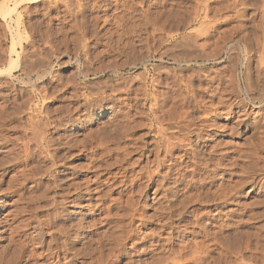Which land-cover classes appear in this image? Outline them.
<instances>
[{
	"label": "rangeland",
	"instance_id": "obj_1",
	"mask_svg": "<svg viewBox=\"0 0 264 264\" xmlns=\"http://www.w3.org/2000/svg\"><path fill=\"white\" fill-rule=\"evenodd\" d=\"M263 40L264 0H0V264H264Z\"/></svg>",
	"mask_w": 264,
	"mask_h": 264
},
{
	"label": "bare ground",
	"instance_id": "obj_2",
	"mask_svg": "<svg viewBox=\"0 0 264 264\" xmlns=\"http://www.w3.org/2000/svg\"><path fill=\"white\" fill-rule=\"evenodd\" d=\"M21 1V0H20ZM66 1V0H65ZM72 1V0H71ZM25 2V1H24ZM27 2V1H26ZM13 3V2H12ZM79 3H80V1H79ZM48 4V3H47ZM74 4V3H73ZM77 4V3H76ZM14 5V4H13ZM17 5H18V2H17ZM81 5H82V3H81ZM65 6V5H64ZM63 8V7H62ZM14 9V8H13ZM14 11V10H13ZM57 11V10H56ZM82 12V11H81ZM63 13V12H62ZM18 14V13H17ZM17 16V15H16ZM19 16V15H18ZM71 18V17H70ZM16 19V18H15ZM191 21V20H190ZM14 22V21H13ZM184 24V23H183ZM8 29V28H7ZM263 30V29H262ZM3 31V30H2ZM260 31V30H259ZM167 34V33H166ZM167 37V36H166ZM225 38V37H224ZM162 39V38H161ZM184 39H185V37H184ZM183 39V40H184ZM17 40H19V39H17ZM256 40V39H255ZM261 40V39H260ZM264 41V40H263ZM162 42V41H161ZM179 42V41H178ZM186 42V41H185ZM189 42V41H188ZM31 43V42H30ZM182 43V42H181ZM184 43V42H183ZM193 43V42H192ZM220 43V42H219ZM255 43V42H254ZM158 44H160L159 42H158ZM217 44V43H216ZM258 44H261V43H258ZM252 45V44H251ZM264 45V44H263ZM157 46V45H156ZM187 46V45H186ZM191 46V45H190ZM205 46V45H204ZM214 46H216V45H214ZM246 46V45H245ZM159 47V46H158ZM184 48V47H183ZM186 48V47H185ZM199 49H200V47H198ZM202 48V47H201ZM215 48V47H214ZM251 48V47H250ZM166 49V48H165ZM168 49V48H167ZM166 49V50H167ZM171 49V48H170ZM246 49H248V48H246ZM196 50V49H195ZM42 51V50H41ZM216 51H218L217 49H216ZM253 51V50H252ZM15 52V51H14ZM162 53V52H161ZM164 53H165V51H164ZM203 53V52H202ZM16 54V53H15ZM44 54V53H43ZM163 54V53H162ZM204 55V54H203ZM213 55H214V53H213ZM160 56V58H159V60H163V57H162V55H159ZM159 56H157V57H159ZM180 56V55H179ZM171 57V56H170ZM213 57V56H212ZM214 57H215V55H214ZM257 57H259V56H257ZM37 58V57H36ZM40 58V57H39ZM39 58H37V59H39ZM246 58V57H245ZM133 59V58H132ZM173 59V58H172ZM176 59H178V57L176 58ZM200 59V58H199ZM209 59V58H208ZM230 59V58H229ZM131 60V59H130ZM158 60V59H157ZM256 60V59H255ZM8 61H10V60H8ZM12 61V60H11ZM175 61V60H174ZM249 61V60H248ZM5 62V61H4ZM177 62V61H176ZM44 63V62H43ZM131 63V62H130ZM134 63V62H133ZM179 63V62H178ZM185 63H188V61H186ZM264 63V62H263ZM233 64V63H232ZM243 64V63H242ZM255 64H256V62H255ZM254 64V65H255ZM39 65V64H38ZM145 65V64H144ZM258 65V64H257ZM263 65V64H262ZM87 66V65H86ZM236 66V65H235ZM83 67V66H82ZM255 67V66H254ZM260 67V66H259ZM7 68V67H6ZM34 68V67H33ZM88 68V67H87ZM144 68V67H143ZM198 68V67H197ZM235 68V67H234ZM241 68H244V69H246V67L244 66V65H241ZM250 68V67H249ZM256 68V67H255ZM26 69V68H25ZM24 69V70H25ZM30 69V68H29ZM85 69V68H84ZM169 69V68H168ZM31 70V69H30ZM29 70V71H30ZM33 70V69H32ZM158 70V69H157ZM183 70V69H182ZM227 70V69H226ZM232 70V69H231ZM263 70V69H262ZM192 71V70H191ZM201 71V70H200ZM229 71V70H228ZM233 71H235V70H233ZM46 72V71H45ZM198 72V71H197ZM246 72V71H245ZM1 73V72H0ZM29 73V72H28ZM49 73V72H48ZM47 73V74H48ZM191 73V72H190ZM242 73V72H241ZM36 74V73H35ZM40 74H41V72H40ZM179 74V73H178ZM262 74H264V73H262ZM260 75V74H259ZM42 76V75H41ZM41 76H40V78L39 79H41ZM176 76V75H175ZM188 76V75H187ZM199 76V75H198ZM223 76V75H222ZM230 76V75H229ZM244 76V75H243ZM44 77V76H43ZM151 77V76H150ZM172 77V76H171ZM242 77V76H241ZM241 77H240V73H238V74H236V78H234L233 80H234V82H235V84H236V86L238 87V89H242L244 86H242V82H244V84L246 85L245 86V91H246V94L248 93L247 92V90L249 89V82H250V80L248 81L247 79L248 78H245V76L243 77L244 78V80H242L241 81ZM247 77V76H246ZM181 78V77H180ZM184 78V77H183ZM187 78V77H186ZM86 79V78H85ZM141 79V78H140ZM255 79V78H254ZM40 81V80H39ZM144 81V80H143ZM181 81V80H180ZM151 82V81H150ZM155 82H157V81H155ZM50 83V82H49ZM106 83V82H105ZM114 83H117V82H114ZM84 85V84H83ZM92 85V84H91ZM13 86V85H12ZM178 86V85H177ZM223 86V85H222ZM1 87V86H0ZM84 87V86H83ZM104 87V86H103ZM122 87V86H121ZM214 87V86H213ZM53 88V87H52ZM93 88V87H92ZM191 88V87H190ZM248 88V89H247ZM33 89V88H32ZM44 89V88H43ZM97 89V88H96ZM118 89V88H117ZM179 89V88H178ZM192 89V88H191ZM190 89V90H191ZM237 89V90H238ZM38 90V89H37ZM81 90V89H80ZM93 90V89H92ZM103 90V89H102ZM221 90V89H220ZM44 91V90H43ZM95 91V90H94ZM109 92V91H108ZM16 93V92H15ZM165 93V92H164ZM177 93V92H176ZM192 93V92H191ZM197 93V92H196ZM222 93H225V92H223L222 91ZM263 93V92H262ZM91 94V93H90ZM95 94H97V93H95ZM106 94V93H105ZM149 94V93H148ZM259 94V93H258ZM92 95V94H91ZM99 95V94H98ZM193 95V94H192ZM213 95V94H212ZM243 95V94H242ZM257 95V94H256ZM93 96H95V95H93ZM151 96V95H150ZM174 96V95H173ZM196 96V95H195ZM43 97V96H42ZM51 97V96H50ZM183 97V96H182ZM182 97H181V99H182ZM157 98V97H156ZM167 98V97H166ZM56 99V98H55ZM252 99H254V98H252ZM251 99V100H252ZM30 100V99H29ZM183 100H184V98H183ZM187 100V99H186ZM193 100V99H192ZM241 100V99H240ZM248 100V99H247ZM255 100V99H254ZM32 101V100H31ZM263 101V99H259V102L258 103H261ZM27 102V101H26ZM183 102V101H182ZM201 102V101H200ZM204 102V101H203ZM212 102V101H211ZM243 102V101H242ZM241 101H236V102H234L233 104H234V106H232V107H228V109H226V110H224V111H222L221 112V114H223L224 116H223V120H225V122L226 123H230L231 125H230V127L233 129V130H238V129H240V128H242L243 129V132H246V131H248V128H249V126H251V127H253V128H255V129H257L258 128V126H260V123L256 120L255 122H248V117H249V114H250V112H249V110L247 109V107L244 105V103H242ZM153 103V102H152ZM163 103V102H162ZM124 104V103H123ZM181 104V103H180ZM216 104V103H215ZM11 105V104H10ZM23 105V104H22ZM33 105V104H32ZM163 105V104H162ZM34 106H35V104H34ZM69 106V105H68ZM129 106V105H128ZM153 106V105H152ZM178 106V105H177ZM189 106H190V103H189ZM19 107V106H18ZM29 107V106H28ZM27 107V108H28ZM33 107V106H32ZM114 107V106H113ZM168 107V106H167ZM182 107V106H181ZM180 107V108H181ZM236 107H239L238 108V110L236 111L235 110V108ZM20 108V107H19ZM51 108V107H50ZM79 108V107H78ZM128 108V107H127ZM190 108V107H189ZM26 109V108H25ZM35 109V108H34ZM64 109V108H63ZM154 109H156V108H154ZM163 109V108H162ZM169 109V108H168ZM168 109H166V110H168ZM171 109V108H170ZM193 109V108H192ZM46 110V109H45ZM76 110V109H75ZM127 110V109H126ZM160 110V109H159ZM184 110V109H183ZM34 111V110H33ZM44 111V110H43ZM53 111V110H52ZM77 111V110H76ZM80 111V110H79ZM198 112H199V110H197ZM59 112V111H58ZM67 112V111H66ZM210 112V111H209ZM259 112V111H258ZM45 113V112H44ZM57 113V112H56ZM164 113H166V112H164ZM176 113V112H175ZM181 113H183V112H181ZM189 113H191V112H189ZM204 113V112H203ZM71 114V113H70ZM180 114V113H179ZM187 114V113H186ZM256 114V113H255ZM60 115H62V114H60ZM66 115V114H65ZM188 115V114H187ZM186 115V116H187ZM190 115V114H189ZM15 116H16V114H15ZM175 116V115H174ZM177 116V115H176ZM183 116V115H182ZM184 116H185V113H184ZM186 116H185V118H186ZM204 116H206V115H204ZM62 117V116H61ZM64 117V116H63ZM159 117V116H158ZM170 117V116H169ZM168 117V118H169ZM180 117V116H179ZM179 117H177V118H179ZM187 117H190V116H187ZM199 116H197L196 117V120H197V130L198 131H200L201 129H202V127L204 126V121L202 120V119H200V117L198 118ZM125 118V117H124ZM157 118V117H156ZM163 118H166V117H163ZM174 118V117H173ZM172 118V119H173ZM195 118V117H194ZM33 119V118H32ZM40 119V118H39ZM52 119V118H51ZM187 119V118H186ZM193 119V118H192ZM28 120V119H27ZM126 120V119H125ZM164 120V119H163ZM181 120V119H180ZM188 120V119H187ZM190 120V119H189ZM203 122H202V121ZM31 121V120H30ZM123 121V120H122ZM121 121V122H122ZM156 121H158V120H156ZM165 121V120H164ZM169 121V120H168ZM195 121V120H194ZM192 122L193 124L196 122ZM127 122V121H126ZM159 122V121H158ZM186 122V121H185ZM190 122V121H189ZM17 123V122H16ZM43 123V122H42ZM46 123V122H45ZM32 124V123H31ZM192 124V125H193ZM212 124V123H211ZM123 125V124H122ZM227 125V124H226ZM61 126V125H60ZM209 126V125H208ZM211 126H216L215 124H212ZM263 126H264V124H263ZM145 127V126H144ZM160 127H163V126H160ZM187 127V126H186ZM201 127V128H200ZM218 127L219 126H217V129H218ZM220 127H222V128H224L225 127V125H223V126H220ZM23 128V127H22ZM116 128V127H115ZM7 129V128H6ZM37 129V128H36ZM36 129H35V131H36ZM104 129V128H103ZM118 129H120V128H118ZM190 129V128H189ZM193 129V128H192ZM209 129V128H208ZM159 130H162V129H159ZM188 130V129H187ZM223 130V129H222ZM263 130V129H262ZM39 131V130H38ZM37 131V132H38ZM112 131V130H111ZM162 131H164V130H162ZM185 131V130H184ZM42 132H44V131H42ZM161 132V131H160ZM32 133V132H31ZM35 133V132H34ZM45 133V132H44ZM111 133V132H110ZM114 133V132H113ZM119 132H117V134H118ZM129 133V132H128ZM147 133V132H146ZM162 133V132H161ZM188 133V132H187ZM193 133V132H192ZM30 134V133H29ZM104 134H106V133H104ZM116 134V133H115ZM190 134H191V132H190ZM258 134V133H257ZM32 135V134H31ZM127 135V134H126ZM162 135H164V134H162ZM192 135V134H191ZM14 136V135H13ZM66 136V135H65ZM122 136V135H121ZM193 136L194 137H196V140H198V139H201L202 137H201V135L200 134H198L197 132L195 133H193ZM55 137V136H54ZM170 137V136H169ZM113 138V137H112ZM124 138V137H123ZM247 138V137H246ZM101 139V138H100ZM107 139V138H106ZM119 139H120V137H119ZM206 139V138H205ZM36 140V139H35ZM40 140V139H39ZM164 140H166V142L165 143H168V145L166 144V149H168V151H169V148H170V150H171V148H173L172 146H176V145H174V143H171L170 142V139L169 138H167V139H164ZM175 140H177L179 143L180 142H182L181 140H180V138H179V140L178 139H175ZM195 140V141H196ZM202 140V139H201ZM208 140V139H207ZM30 141H32V140H30ZM37 141V140H36ZM140 141V140H139ZM174 141V140H173ZM189 141V140H188ZM251 141V140H250ZM16 142H18V141H16ZM110 142V141H109ZM176 142V141H175ZM204 142V141H203ZM221 142V141H220ZM223 142V141H222ZM262 142V141H261ZM8 143V142H7ZM51 143V142H50ZM97 143V142H96ZM124 143V142H123ZM177 143V142H176ZM198 143V142H197ZM247 143V142H246ZM135 144V143H134ZM97 145V144H96ZM99 145V144H98ZM118 145V144H117ZM154 145V144H153ZM224 145V144H223ZM257 145V144H256ZM49 146V145H48ZM135 146V145H134ZM26 147V146H25ZM141 147V146H140ZM158 147V146H157ZM212 147V146H211ZM218 147V146H217ZM47 148V147H46ZM52 148V147H51ZM120 148V147H119ZM123 148H125L124 146H123ZM149 148V147H148ZM147 148V149H148ZM175 148V147H174ZM214 148V147H213ZM235 148V147H234ZM25 149V148H24ZM212 149V148H211ZM94 150V149H93ZM115 150H116V148H115ZM137 150V149H136ZM154 150V149H153ZM156 150V149H155ZM154 150V151H155ZM210 150V149H209ZM101 151V150H100ZM104 151V150H103ZM107 151V150H106ZM105 151V152H106ZM153 151V152H154ZM157 151V150H156ZM128 152H129V150H128ZM136 152V151H135ZM221 152V151H220ZM224 152H225V150H224ZM109 153V152H108ZM166 153H167V151H166ZM182 153V152H181ZM198 153V152H197ZM254 153V152H253ZM110 154V153H109ZM149 155V154H148ZM163 155V154H162ZM12 156V155H11ZM28 156V155H27ZM165 156V155H164ZM20 157V156H19ZM61 157V156H60ZM118 157V156H117ZM128 157V156H127ZM146 157V156H145ZM122 158V157H121ZM124 158H126V157H124ZM161 158V157H160ZM205 158V157H204ZM219 158V157H218ZM245 158V157H244ZM13 159V158H12ZM56 159V158H55ZM164 159V158H163ZM225 159V158H224ZM45 160V159H44ZM117 160V159H116ZM204 160V159H203ZM132 161V160H131ZM135 161V160H134ZM156 161V160H155ZM230 161V160H229ZM47 162V161H46ZM117 162V161H116ZM116 162H114V163H116ZM124 162V161H123ZM136 162V161H135ZM177 162V161H176ZM191 162V161H190ZM219 162V161H218ZM50 163H51V161H50ZM113 163V164H114ZM152 163V162H151ZM199 163V162H198ZM215 163V162H214ZM106 164V163H105ZM112 164V165H113ZM129 164H131V163H129ZM167 164V163H166ZM176 164V163H175ZM221 164V163H220ZM258 164V163H257ZM33 165V164H32ZM37 165V164H36ZM35 165V166H36ZM107 165V164H106ZM156 165V164H155ZM198 165V164H197ZM38 166V165H37ZM107 166H109V165H107ZM114 166V165H113ZM132 166V165H131ZM33 167V166H32ZM51 167V166H50ZM111 167V166H110ZM124 167V166H123ZM169 167V166H168ZM253 167H255V166H253ZM257 167V166H256ZM2 168V167H1ZM45 168V167H44ZM106 168V167H105ZM125 168V167H124ZM149 168V167H148ZM27 169V168H26ZM132 169V168H131ZM144 169V168H143ZM212 169V168H211ZM255 169V168H254ZM43 170V169H42ZM248 170V169H247ZM148 171V170H147ZM263 171V170H262ZM23 172V171H22ZM251 172H252V170H251ZM41 173V172H40ZM193 173V172H192ZM151 174H154V173H152L151 172ZM244 174V173H243ZM131 175V174H130ZM167 175V174H166ZM234 175V174H233ZM22 176V175H21ZM151 176V175H150ZM54 177V176H53ZM191 177V176H190ZM149 179V178H148ZM199 179V178H198ZM11 180V179H10ZM51 180V179H50ZM62 180V179H61ZM145 180V179H144ZM161 180V179H160ZM39 181V180H38ZM147 181V180H146ZM226 181V180H225ZM63 182V181H62ZM160 183V182H159ZM198 183V182H197ZM206 183V182H205ZM108 184V183H107ZM43 186V185H42ZM233 186V185H232ZM70 187V186H69ZM81 187V186H80ZM79 187V188H80ZM158 187V186H157ZM200 187V186H199ZM140 188V187H139ZM145 188V187H144ZM19 189V188H18ZM36 189V188H35ZM46 189H47V187H46ZM65 189V188H64ZM42 190V189H41ZM49 190V189H48ZM73 190H74V188H73ZM72 190V191H73ZM77 190V189H76ZM90 190V189H89ZM105 190V189H104ZM111 190V189H110ZM153 190V189H152ZM156 190V189H155ZM163 190V189H162ZM262 190V189H261ZM37 191V190H36ZM45 191V190H44ZM199 191V190H198ZM212 192H213V190H211ZM93 192V191H92ZM106 192V191H105ZM209 192V191H208ZM207 192V193H208ZM41 193V192H40ZM220 193V192H219ZM218 193V194H219ZM136 194V193H135ZM105 195V194H104ZM132 195V194H131ZM211 195V194H210ZM41 196V195H40ZM45 196V195H44ZM43 196V197H44ZM47 196V195H46ZM52 196V195H51ZM97 196V195H96ZM26 197V196H25ZM28 197H29V195H28ZM39 197V196H38ZM159 197V196H158ZM157 197V198H158ZM41 198H42V196H41ZM115 198V197H114ZM117 198V197H116ZM127 198V197H126ZM194 198V197H193ZM112 199V198H111ZM143 199V198H142ZM216 199V198H215ZM60 200V199H59ZM127 200V199H126ZM218 200V199H217ZM48 201V200H47ZM115 202V201H114ZM117 202V201H116ZM206 202V201H205ZM218 202V201H217ZM119 203V202H118ZM209 203V202H208ZM207 203V204H208ZM99 204V203H98ZM108 204V203H107ZM137 204V203H136ZM206 204V203H205ZM224 204V203H223ZM96 205V204H95ZM149 205V204H148ZM40 206V205H39ZM127 206V205H126ZM94 207V206H93ZM131 207V206H130ZM224 207V206H223ZM121 208V207H120ZM135 208V207H134ZM61 209V208H60ZM155 209V208H154ZM204 209V208H203ZM154 211V210H153ZM159 211V210H158ZM67 212V211H66ZM106 212H108V211H106ZM126 212V211H125ZM204 212V211H203ZM24 213V212H23ZM50 213V212H49ZM129 213V212H128ZM263 213V212H262ZM21 214V213H20ZM48 214V213H47ZM108 214V213H107ZM53 215V214H52ZM263 215H264V213H263ZM28 216V215H27ZM107 216V215H106ZM110 216V215H109ZM151 216V215H150ZM121 217V216H120ZM127 217V216H126ZM108 218V217H107ZM5 219V218H4ZM18 219V218H17ZM47 219V218H46ZM104 220V219H103ZM18 221V220H17ZM99 221V220H98ZM118 221V220H117ZM120 221V220H119ZM96 222V221H95ZM122 222V221H121ZM7 223V222H6ZM20 223V222H19ZM23 223V222H22ZM139 223V222H138ZM145 223V222H144ZM159 223V222H158ZM45 224V223H44ZM128 224V223H127ZM93 225V224H92ZM76 226V225H75ZM99 226V225H98ZM130 226V225H129ZM162 226V225H161ZM80 227V226H79ZM117 227V226H116ZM120 227V226H119ZM256 227V226H255ZM39 228V227H38ZM256 228H258V227H256ZM59 229V228H58ZM90 229V228H89ZM204 229V228H203ZM115 230V229H114ZM147 230V229H146ZM161 230V229H160ZM59 231V230H58ZM120 232V231H119ZM130 232V231H129ZM34 234V233H33ZM53 234V233H52ZM113 234H114V232H113ZM120 235H121V233H119ZM111 235V234H110ZM124 235V234H123ZM52 237V236H51ZM154 237V236H153ZM24 238V237H23ZM59 238V237H58ZM71 238V237H70ZM118 238V237H117ZM61 241V240H60ZM147 241V240H146ZM166 241V240H165ZM69 242V241H68ZM137 242V241H136ZM201 242V241H200ZM260 242V241H259ZM36 243V242H35ZM59 243H61V242H59ZM17 244V243H16ZM143 245V244H142ZM148 245H149V243H148ZM258 245V244H257ZM35 246V245H34ZM67 246H69V245H67ZM102 246V245H101ZM104 246V245H103ZM55 247V246H54ZM58 247V246H57ZM80 247V246H79ZM85 247V246H84ZM18 248V247H17ZM157 248V247H156ZM162 248V247H161ZM71 249V248H70ZM113 249V248H112ZM111 249V250H112ZM170 249V248H169ZM79 250V249H78ZM159 250V249H158ZM48 251V250H47ZM93 251V250H92ZM32 252V251H31ZM67 252V251H66ZM105 253V252H104ZM17 254V253H16ZM50 254V253H49ZM32 255V254H31ZM79 255V254H78ZM105 255H107V254H105ZM32 257V256H31ZM44 257V256H43ZM90 257V256H89ZM93 257V256H92ZM108 257V256H107ZM107 257H106V259H107ZM128 257V256H127ZM175 258V257H174ZM177 258V257H176ZM10 259V258H9ZM68 259V258H67ZM98 259V258H97ZM113 259V258H112ZM168 259V258H167ZM167 259L166 260H164V261H167ZM76 260V259H75ZM111 260V259H110ZM158 260V259H157ZM171 260V259H170ZM172 260H173V258H172ZM171 260V261H172ZM169 261V260H168ZM178 261H179V259H178ZM6 262V261H5ZM20 262V261H19ZM98 262V261H97ZM170 262V261H169ZM264 262V261H263ZM157 263V262H156ZM161 263V262H160ZM162 263H164V262H162ZM175 263H177V262H175ZM9 264V263H8ZM87 264V263H86ZM96 264H98V263H96ZM154 264V263H153ZM165 264V263H164ZM170 264V263H169Z\"/></svg>",
	"mask_w": 264,
	"mask_h": 264
}]
</instances>
